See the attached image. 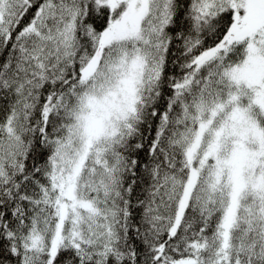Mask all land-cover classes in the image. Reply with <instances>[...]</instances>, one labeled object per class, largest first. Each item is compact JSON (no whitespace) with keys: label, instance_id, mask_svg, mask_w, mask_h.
<instances>
[{"label":"snow or ice","instance_id":"1","mask_svg":"<svg viewBox=\"0 0 264 264\" xmlns=\"http://www.w3.org/2000/svg\"><path fill=\"white\" fill-rule=\"evenodd\" d=\"M0 264H264V0H0Z\"/></svg>","mask_w":264,"mask_h":264}]
</instances>
